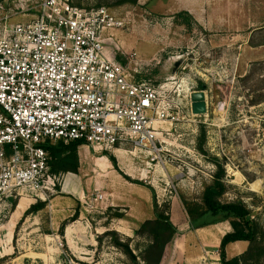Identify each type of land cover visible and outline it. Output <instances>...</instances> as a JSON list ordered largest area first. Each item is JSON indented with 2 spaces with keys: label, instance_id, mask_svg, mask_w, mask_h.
Wrapping results in <instances>:
<instances>
[{
  "label": "rangeland",
  "instance_id": "374dc122",
  "mask_svg": "<svg viewBox=\"0 0 264 264\" xmlns=\"http://www.w3.org/2000/svg\"><path fill=\"white\" fill-rule=\"evenodd\" d=\"M70 1L83 7L101 4L125 19V27L109 41V50L138 80L165 85L170 113L176 117L162 129L164 146L170 151L165 165L148 163L150 158L131 144L93 152L116 159L126 156L129 162L133 158L140 168H148L147 181L156 184V198L160 197L164 212L174 198L186 210L203 205L206 188L224 171L221 181L226 191L219 200L244 203L252 212L250 221L264 230V0H190L191 10L180 8L182 0ZM40 2L0 0V31L33 20ZM195 95L202 97L198 104L202 103L203 111H196ZM139 170L144 177L143 169ZM253 183L259 184L257 188ZM57 190L60 179L55 192L24 195L48 203ZM20 197L0 206L4 247L11 233L4 223ZM92 197L85 207L76 208L73 215L78 211L79 218L68 224L74 241L72 237L67 241L61 227L53 232L49 212L30 213L14 228L11 253L0 254V264H147L151 237L139 234L140 228L132 237L119 232L114 215L122 212L93 206ZM107 231H116L119 239L129 243L137 263L114 245L115 238ZM78 244L84 250H77Z\"/></svg>",
  "mask_w": 264,
  "mask_h": 264
},
{
  "label": "built area",
  "instance_id": "2783aa9c",
  "mask_svg": "<svg viewBox=\"0 0 264 264\" xmlns=\"http://www.w3.org/2000/svg\"><path fill=\"white\" fill-rule=\"evenodd\" d=\"M125 25L105 6L41 0L33 20L0 31V206L26 191H56L48 142L99 151L131 144L148 163H168L169 89L138 80L108 48Z\"/></svg>",
  "mask_w": 264,
  "mask_h": 264
},
{
  "label": "crops",
  "instance_id": "0c3cea01",
  "mask_svg": "<svg viewBox=\"0 0 264 264\" xmlns=\"http://www.w3.org/2000/svg\"><path fill=\"white\" fill-rule=\"evenodd\" d=\"M181 9L191 10L190 0L179 1ZM95 150V149H94ZM93 148L87 144L79 147L80 169L78 173H63L60 175V190H57L48 203L39 201L31 195L21 194L16 208L12 211L4 226L10 229V239H6L7 244L0 245V254L11 253L9 244L12 240V232L16 225L22 220H26L29 214L27 210L32 205L41 202L45 206L32 213L45 214L49 212L51 228L53 232L59 230L62 223L73 216L76 208L85 207L87 198L91 195H101L93 200L92 205L103 208L119 209L124 216L115 218L114 225L122 234L132 237L139 228L148 220L156 218L154 210V199L157 194V187L149 179L148 168H140L133 158H117V167L107 154H95ZM95 153H94V152ZM137 165V167L135 166ZM141 166L143 164L141 163ZM139 169H143L144 177H140ZM142 172V171H141ZM40 198V197H39ZM94 197H92L93 199ZM160 202V197H158ZM170 217L177 231L166 250L160 264H223L221 261L220 247L223 237L227 233L234 231L229 220L210 224L200 228H194L184 205L173 199L170 203ZM48 228V227H47ZM69 226L66 227V239L73 238ZM0 241L5 239L0 238ZM70 245V243L68 242ZM250 247V242L238 240L231 242L226 247L228 258H234L245 253ZM54 248V247H52ZM84 250L77 245L76 249Z\"/></svg>",
  "mask_w": 264,
  "mask_h": 264
},
{
  "label": "trees",
  "instance_id": "16d2710c",
  "mask_svg": "<svg viewBox=\"0 0 264 264\" xmlns=\"http://www.w3.org/2000/svg\"><path fill=\"white\" fill-rule=\"evenodd\" d=\"M139 0H117L116 4L131 3L135 4ZM79 6H82L81 4ZM98 6H101L98 5ZM203 106L197 107V110ZM84 141H73L64 143L63 141L48 142L45 147L51 154L52 172L58 175L63 173H78L80 169L79 147L84 145ZM203 151V150H202ZM117 167L116 158L109 156ZM224 171L215 175V182L206 188L203 197V205H194L188 207L187 212L190 217L191 224L194 228L204 227L229 220L234 229L233 232L227 233L221 243L220 255L223 264H261L264 257V230L257 221H250L251 210L242 202H222L219 197L225 191V185L221 181ZM45 206L44 203L38 202L27 210L26 215L37 212ZM185 207V206H184ZM166 211H162L159 202L155 196L154 210L156 218L146 221L138 230L139 234L149 235L151 244L148 248V256L144 259L147 264H160L164 256L166 246L172 241L176 234V227L170 217V206L166 207ZM110 210L112 208H109ZM117 210V209H116ZM124 213H116L114 217L121 218ZM79 218L77 211L73 217L63 222L60 233L64 235L67 225ZM106 235H112L115 238L114 245L121 248L123 252L131 258L132 261H138V256L133 252L129 243L122 241L117 237L116 231H107ZM238 240L250 242L249 249L240 256L228 258L226 247L229 243Z\"/></svg>",
  "mask_w": 264,
  "mask_h": 264
},
{
  "label": "water",
  "instance_id": "95a60500",
  "mask_svg": "<svg viewBox=\"0 0 264 264\" xmlns=\"http://www.w3.org/2000/svg\"><path fill=\"white\" fill-rule=\"evenodd\" d=\"M177 65H178V64H177ZM199 97H200L199 95H195V96H194V100L197 101V102H195V109H196V111H198V112H199V111H203V109H204V108H200L199 110H197V107H199V106H203L202 103L198 104V101L202 99V97H201V98H199Z\"/></svg>",
  "mask_w": 264,
  "mask_h": 264
},
{
  "label": "bare ground",
  "instance_id": "6f19581e",
  "mask_svg": "<svg viewBox=\"0 0 264 264\" xmlns=\"http://www.w3.org/2000/svg\"><path fill=\"white\" fill-rule=\"evenodd\" d=\"M258 185H259L258 183H253L254 188H257Z\"/></svg>",
  "mask_w": 264,
  "mask_h": 264
}]
</instances>
